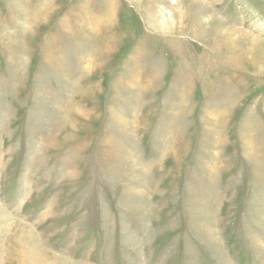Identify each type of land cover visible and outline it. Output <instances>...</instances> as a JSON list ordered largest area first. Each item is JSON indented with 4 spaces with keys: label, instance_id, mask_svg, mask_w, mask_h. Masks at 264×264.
<instances>
[{
    "label": "rangeland",
    "instance_id": "374dc122",
    "mask_svg": "<svg viewBox=\"0 0 264 264\" xmlns=\"http://www.w3.org/2000/svg\"><path fill=\"white\" fill-rule=\"evenodd\" d=\"M0 264H264V0H0Z\"/></svg>",
    "mask_w": 264,
    "mask_h": 264
}]
</instances>
